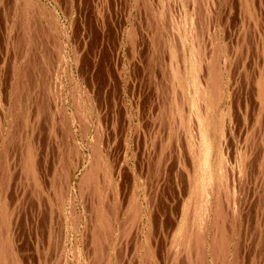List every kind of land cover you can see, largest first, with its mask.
Masks as SVG:
<instances>
[{
    "label": "rangeland",
    "instance_id": "rangeland-1",
    "mask_svg": "<svg viewBox=\"0 0 264 264\" xmlns=\"http://www.w3.org/2000/svg\"><path fill=\"white\" fill-rule=\"evenodd\" d=\"M27 1L0 0V170L5 166L0 171V234L4 233L0 243L9 248L6 254L11 252L7 258L12 260L6 263L5 256L0 264H194V251L176 254L173 241L198 170L192 152L200 142L199 117L194 113H205L201 103L209 106V98L197 104L195 95L212 74V61L220 68V96L207 116L215 120L208 129L210 164L214 169L224 160L218 167H228L221 179L225 189L216 184L220 190L216 201L225 191L230 196L226 214L230 248L226 247L223 263L215 259L207 244L208 229L204 257L208 264L233 263L234 255L238 264H264V0H29L30 5ZM27 4L26 13L22 9ZM192 27L198 38H192ZM173 119L184 122L178 126ZM222 149L233 154L226 157Z\"/></svg>",
    "mask_w": 264,
    "mask_h": 264
},
{
    "label": "bare ground",
    "instance_id": "bare-ground-1",
    "mask_svg": "<svg viewBox=\"0 0 264 264\" xmlns=\"http://www.w3.org/2000/svg\"><path fill=\"white\" fill-rule=\"evenodd\" d=\"M26 1V0H25ZM29 1V0H28ZM27 1V2H28ZM35 1V0H34ZM184 1H186V0H184ZM191 1V0H190ZM23 1H21V3H22ZM30 2V1H29ZM28 2V4L30 5V3ZM170 2V1H169ZM187 2V1H186ZM199 2V1H198ZM209 2V1H208ZM24 3V2H23ZM22 3V4H23ZM32 3H33V1L31 2V6H33L32 5ZM191 3V2H190ZM189 3V4H190ZM18 4V3H17ZM22 4H20L19 3V5H21V7L20 8H22ZM24 4H26V3H24ZM28 4L25 6L24 5V7H25V9L23 8L22 10H24L23 12H28V10H27V8H29V6H28ZM34 4V3H33ZM36 4V3H35ZM4 5V4H3ZM217 5V4H216ZM30 6V7H31ZM148 6V5H147ZM159 6V5H158ZM187 6V5H186ZM19 7V6H18ZM17 7V8H18ZM190 7V6H189ZM197 7V6H196ZM250 7V6H249ZM32 8V7H31ZM47 8V7H46ZM167 8V7H166ZM261 8V7H260ZM38 9H40V8H38ZM30 10H33V8L32 9H30ZM36 10V9H35ZM190 10V9H189ZM196 10V9H195ZM195 10H193L194 11V13H195ZM201 10V9H200ZM212 10V9H211ZM21 11V10H20ZM46 11V10H45ZM45 11H44V13H45ZM192 11V10H191ZM22 12V11H21ZM20 12V13H21ZM32 13H33V11H31ZM30 12V13H31ZM35 12V11H34ZM152 12V11H151ZM165 12V11H164ZM198 12V11H197ZM213 12H214V10H213ZM258 12V11H257ZM17 13V12H16ZM19 13V12H18ZM167 13V12H166ZM181 13V12H180ZM24 15H25V13H23ZM168 14V13H167ZM188 14V13H187ZM212 14V13H211ZM22 15V14H21ZM33 15V14H32ZM51 15V14H50ZM49 15V16H50ZM143 15V14H142ZM155 15V14H154ZM201 15H202V13H201ZM147 16V15H146ZM187 16V15H186ZM25 17V16H24ZM32 17V16H31ZM44 17H46L45 15H44ZM151 17V16H150ZM175 17H177V15H175ZM30 18V17H29ZM36 18V17H35ZM195 18V17H194ZM199 18V17H198ZM165 19V18H164ZM167 19V18H166ZM177 19V18H176ZM200 19V18H199ZM201 19H202V17H201ZM200 19V20H201ZM206 19V18H205ZM17 20V19H16ZM36 20V19H35ZM51 20V19H50ZM152 20V19H151ZM173 19H171V21H172ZM28 20H26V22H27ZM168 21V20H167ZM21 22V21H20ZM26 22H25V24H26ZM36 22H37V20H36ZM152 22H153V20H152ZM193 22H194V20H193ZM210 22V21H209ZM28 23V22H27ZM38 23V22H37ZM39 23H40V21H39ZM44 23V22H43ZM198 23V22H197ZM25 24L23 25V26H25ZM29 24V23H28ZM36 24V23H35ZM168 24H170V23H168ZM55 25V24H54ZM153 25V24H152ZM182 25V24H181ZM193 25V24H192ZM251 25V24H250ZM27 26V25H26ZM39 26V25H38ZM59 26V25H58ZM167 26V25H166ZM178 26H180V25H178ZM202 26V25H201ZM226 26V25H225ZM31 27V26H30ZM37 27V26H36ZM35 27V28H36ZM42 27H43V24H42ZM157 27V26H156ZM156 27H155V29H156ZM173 27V26H172ZM245 27V26H244ZM28 28V27H27ZM32 28V27H31ZM174 28V27H173ZM17 29V28H16ZM45 29V28H44ZM172 29V28H171ZM179 29H181V27L179 28ZM198 29H199V27H198ZM222 29V28H221ZM68 30V29H67ZM152 30V29H151ZM157 30V29H156ZM155 30V31H156ZM38 31V30H37ZM45 31V30H44ZM174 30L172 29V32H173ZM4 32V31H3ZM34 32V31H33ZM62 32V31H61ZM159 32V31H158ZM175 32V31H174ZM181 32V31H180ZM200 32V31H199ZM32 33V32H31ZM47 33H48V31H47ZM182 33V32H181ZM42 34V33H41ZM176 34V33H175ZM175 34H173V36H174V38H175ZM190 34L192 35V38H198V32H197V30H195L194 29V27H192L191 28V30H190ZM44 35V34H43ZM161 35V34H160ZM21 36V35H20ZM55 36V35H54ZM58 36V35H57ZM169 36H170V33H169ZM203 36H205V35H203ZM212 36V35H211ZM155 37V36H154ZM161 37V36H160ZM177 37V36H176ZM191 37V36H190ZM218 37V36H217ZM29 38V37H28ZM56 38V37H55ZM171 38V37H170ZM189 38V37H188ZM207 38V37H206ZM27 39V38H26ZM203 39V38H202ZM17 40V39H16ZM154 40H155V38H154ZM161 40V39H160ZM178 40V39H177ZM176 40V45L178 46V44L179 43H177V42H179V41H177ZM207 40V39H206ZM216 40V39H215ZM233 40V39H232ZM253 40V39H252ZM21 41V40H20ZM199 41H200V39H199ZM214 41V40H213ZM217 41V40H216ZM221 41V40H220ZM19 42V41H18ZM29 42V41H28ZM43 42V41H42ZM63 42V41H62ZM130 42H131V40H130ZM165 42V41H164ZM205 42V41H204ZM206 42H208V41H206ZM218 42V41H217ZM166 43H168V42H166ZM166 43H165V45H166ZM175 43V42H174ZM30 44V43H29ZM57 44V43H56ZM159 44V43H158ZM202 44V43H201ZM13 45V44H12ZM175 45V46H176ZM9 46V45H8ZM206 46V45H205ZM22 47H24V45L22 46ZM27 47V46H26ZM52 47H53V45H52ZM167 47V46H166ZM210 47V46H209ZM209 47H208V49H209ZM219 47V46H218ZM50 48V47H49ZM54 48V47H53ZM177 48V47H176ZM180 48V47H179ZM204 48H206V47H204ZM242 48V47H241ZM240 48V49H241ZM164 49V48H163ZM207 49V48H206ZM215 49V48H214ZM228 49V48H227ZM226 49V50H227ZM31 51V50H30ZM180 51V50H179ZM178 51V53L180 54V52ZM206 52H207V50H205ZM214 50H212V52H213ZM35 52V51H34ZM200 52V51H199ZM209 52V51H208ZM217 52V51H216ZM230 52V51H229ZM238 52H239V50H238ZM18 53V52H17ZM55 53V52H54ZM53 53V54H54ZM232 53H233V51H232ZM232 53H231V55H232ZM12 54V53H11ZM206 54L207 53H205V56H206ZM228 54V53H227ZM238 54V53H237ZM196 55V54H195ZM223 55V54H222ZM238 55H240V53L238 54ZM23 56H25V55H23ZM29 56V55H28ZM49 56H50V54H49ZM178 56H180V55H178ZM177 56V58H179ZM215 56V55H214ZM217 56V55H216ZM218 56H219V54H218ZM217 56V57H218ZM236 56V55H235ZM242 56V55H241ZM181 57V56H180ZM212 57V56H211ZM231 57V56H230ZM251 57V56H250ZM153 58V57H152ZM202 58V57H201ZM222 58V57H221ZM37 59V58H36ZM213 58H211V60H212ZM223 59V58H222ZM224 59H225V57H224ZM224 59H223V61H224ZM234 59V58H233ZM248 59V58H247ZM202 60V59H201ZM236 60V59H235ZM181 61V60H180ZM189 61V60H188ZM217 61V60H216ZM219 61V60H218ZM227 61V60H226ZM55 62V61H54ZM66 62V61H65ZM178 62V61H177ZM30 63V62H29ZM158 63V62H157ZM203 63V62H202ZM212 63H213V61H212ZM211 63V66H209V67H211V71L210 72H212V74H210L209 76H208V80H206V79H204V81H202L201 82V84H203V86L202 87H200V91H199V89L197 90L198 92H197V94L195 95L196 96V99H197V101H195V102H197V104H198V102H205L206 101V99H208L207 100V103L209 104V106H206V105H204V104H202L201 103V108L200 109H203V111L205 112L203 115H198L197 113L195 114L194 113V115L195 116H197V117H199V121L201 122V124H202V128L200 127V123H199V121H198V125H199V128H198V132H199V145H198V147L195 149V148H193L192 147V152H193V154L197 157L196 159V163H197V167H198V170L196 171V174H195V177H194V181H193V185H192V192H191V194H189V198L187 199V201H188V203H187V206H186V208H185V210H184V217L182 218V222H181V225L179 226V229H178V231H177V235H176V237H174V241H173V243H174V245H175V248H176V251H175V253L177 254L178 252L177 251H182L183 252V250L184 251H186V253L187 252H189V254L190 253H192L193 251H194V264H196L195 262L196 261H198V263L201 261V260H204V262H206V263H204V264H208L207 263V260H206V255L207 254H205V241H208V229H210V231H211V234L209 235V236H211V241H210V239H209V241H210V243L208 242H206L207 244H210L209 246H210V248H211V251H212V253H211V251H210V256L212 257V255H214L213 257H215V259H218V261L220 260V262H224V259L225 258H228L227 256H226V252L228 251V249L230 248H228L227 246H226V243H228L227 242V238H228V227H229V225H228V227L226 226L228 223H227V221H228V219H227V201L229 200L230 201V198L228 199L227 197H230V196H227L228 194H225V192H224V195H223V197H222V199H220L219 198V200L218 201H216L217 200V196H218V194H217V190H218V192H220V190L219 189H217V187L218 188H224L225 189V183H223V181H224V179H223V177H225V175H224V170L226 171H228V169H226V168H228V167H225V165H223V164H221L220 165V167H218L219 166V164L220 163H222V162H224V160L222 161V162H218L217 163V165L215 166V168L213 169L212 167H211V164H210V156H211V147H212V145H211V143H210V135L208 134V129L211 127V125H210V123H213V125L215 124V120H212L211 119V121H210V118H207V116L210 114V111H211V113L213 112V106H214V104H216V101H215V99H216V97L217 96H220V95H218L219 94V92H218V90H219V87H218V85H219V82H218V80H219V75H218V71H219V69H218V67H217V65H216V63H213L212 64ZM260 63V62H259ZM33 64V63H32ZM37 64V63H36ZM172 64H174L173 63V61H172ZM228 64V63H227ZM236 64V63H235ZM31 65V64H30ZM34 65V64H33ZM181 65V64H180ZM180 65H178V67L180 66ZM260 65V64H259ZM32 66V65H31ZM70 66V65H69ZM172 66H174V65H172ZM203 67V66H202ZM226 67V66H225ZM249 67V66H248ZM259 67V66H258ZM25 68V67H24ZM34 68V67H33ZM62 69V68H61ZM243 69V68H242ZM157 70V69H156ZM181 70V69H180ZM204 70H205V67H204ZM221 70H222V68H221ZM232 70V69H231ZM25 71H26V69H25ZM38 71V70H37ZM58 71V70H57ZM201 71V70H200ZM245 71V70H244ZM165 72V71H164ZM181 72V71H180ZM205 72V71H204ZM232 72V71H231ZM261 72H263V71H261ZM260 72V73H261ZM22 73V72H21ZM60 73V72H59ZM182 73V72H181ZM180 73V74H181ZM245 73V72H244ZM204 74V73H203ZM202 74V75H203ZM16 75V74H15ZM32 75V74H31ZM167 75V74H166ZM165 75V78L167 77ZM207 75V74H206ZM261 75H262V73H261ZM19 76H21V75H19ZM40 76V75H39ZM204 76V75H203ZM186 77V76H185ZM224 77V76H223ZM261 77V76H260ZM9 78V77H8ZM19 78H21V77H19ZM15 79V78H14ZM42 79V78H41ZM44 79V78H43ZM171 79V78H170ZM203 79V78H202ZM232 79V78H231ZM254 78H252V80H253ZM28 80V79H27ZM14 81V80H13ZM162 81V80H161ZM182 81V80H181ZM20 82V81H19ZM153 82V81H152ZM171 83H173V81L171 82ZM171 83H170V85H171ZM12 84V83H11ZM44 84V83H43ZM57 84V83H56ZM162 84V83H161ZM164 84V83H163ZM162 84V85H163ZM222 84V83H221ZM166 85V84H165ZM173 85H175V84H173ZM179 85V84H178ZM228 85V84H227ZM185 86V85H184ZM15 87H17V85L15 86ZM164 87V86H163ZM175 87V89H176V86H174ZM13 88V87H12ZM11 88V89H12ZM19 88V87H18ZM181 87H179V89H180ZM234 88V87H233ZM262 88L264 89V84H262ZM2 89V88H1ZM166 90V89H165ZM140 91V90H139ZM178 91V87H177V89H176V92ZM223 91V90H222ZM222 91H220V93L222 92ZM233 91V90H232ZM235 91V90H234ZM19 92V91H18ZM39 92V91H38ZM149 92V91H148ZM175 92V91H174ZM183 92V91H182ZM14 93H15V91H14ZM196 93V92H195ZM233 93V92H232ZM235 94H236V92H234ZM178 94V93H177ZM176 93L174 94L175 96L177 95ZM180 94V93H179ZM14 95V94H13ZM12 95V96H13ZM82 95V94H81ZM184 95V94H183ZM9 96V95H8ZM17 96V95H16ZM80 96V95H79ZM153 96V95H152ZM181 96V95H180ZM223 96V95H222ZM235 96V95H234ZM178 97V96H177ZM192 97V96H191ZM21 98H22V96H21ZM172 98V96L170 97V99ZM176 98V97H175ZM222 98V97H221ZM237 98V97H236ZM75 99V98H74ZM177 99H179V97L178 98H176V99H174L175 101H177ZM182 99V98H181ZM33 100V99H32ZM39 100H40V98H39ZM79 100V99H78ZM222 100V99H221ZM220 100V101H221ZM225 100V99H224ZM224 100H223V102H224ZM236 100V99H235ZM179 101V100H178ZM183 104H184V96H183ZM16 102H17V100H16ZM15 102V103H16ZM30 102V101H29ZM142 102V101H141ZM161 102V101H160ZM227 102V101H226ZM236 102V101H235ZM251 102V101H250ZM11 103H12V101H11ZM15 103H13V104H15ZM21 103V102H20ZM42 103H43V101H42ZM148 103V102H147ZM154 103V102H153ZM180 103H182L181 102V100H180ZM213 103V104H212ZM6 104V103H5ZM4 104V105H5ZM53 104V103H52ZM80 104V103H79ZM82 104V103H81ZM173 104V103H172ZM171 104V106H173ZM16 105V104H15ZM156 105V104H155ZM185 105V104H184ZM211 105V106H210ZM213 105V106H212ZM7 106H9V105H7ZM50 106V105H49ZM63 106V105H62ZM164 106V105H163ZM170 106V105H169ZM195 106V105H194ZM219 106V105H218ZM224 106V105H223ZM227 106V105H226ZM231 106V105H230ZM10 107V106H9ZM26 107V106H25ZM61 107V106H60ZM181 107V106H180ZM255 107V106H254ZM15 108V107H14ZM13 108V109H14ZM18 108V107H17ZM78 108V107H77ZM83 108V107H82ZM163 108V107H162ZM184 108V107H183ZM205 108H208V110L206 111V109ZM224 108V107H223ZM11 109V108H10ZM10 109H8V110H10ZM13 109H11L10 111H12ZM116 109V108H115ZM161 109V108H160ZM174 109V108H173ZM191 109H192V107H191ZM198 109V108H197ZM19 110V109H18ZM180 110V109H179ZM185 110V109H184ZM227 110V107H225V111ZM22 111V110H21ZM76 111V110H75ZM85 111V110H84ZM83 111V112H84ZM183 111V110H182ZM186 111V110H185ZM193 111V110H192ZM202 111V112H203ZM220 111V110H219ZM231 111V110H230ZM230 111L228 112V113H230ZM13 112L14 111H12L11 113L13 114ZM17 112V111H16ZM41 112H43V111H41ZM63 112V111H62ZM61 112V113H62ZM168 112V111H167ZM173 112V111H172ZM176 112V111H175ZM22 113V112H21ZM45 113H47V111L45 112ZM49 113V112H48ZM59 113V112H58ZM64 113V112H63ZM62 113V114H63ZM233 113V112H232ZM237 113V112H236ZM40 114V113H39ZM139 114V113H138ZM173 114V113H172ZM177 114V113H176ZM184 114H187V113H185L184 112ZM217 114V113H216ZM251 114V113H250ZM11 115V114H10ZM15 115H17V114H15ZM68 115V114H67ZM168 115V114H167ZM189 115V114H188ZM231 115H233V114H231ZM235 115V114H234ZM237 115V114H236ZM235 115V116H236ZM150 116V115H149ZM176 116V115H175ZM178 116V115H177ZM184 117H185V115H183ZM182 116V117H183ZM221 116V115H220ZM222 116H223V114H222ZM224 116H225V114H224ZM235 116H233V117H235ZM262 116V115H261ZM264 116V115H263ZM18 117V116H17ZM53 117H55L54 115H53ZM173 117H174V114H173ZM183 117V119H185ZM232 117V118H233ZM42 118V117H41ZM62 118V117H61ZM156 118V117H155ZM175 118V117H174ZM181 118V117H180ZM222 118V117H221ZM231 118V117H230ZM237 118V117H236ZM13 119V118H12ZM22 119V118H21ZM72 119V118H71ZM179 119V118H178ZM178 119H173L174 121H172L173 123L174 122H176L177 121V123H178V126H180L179 124H181V122L182 121H180V123L178 122ZM220 119V118H219ZM226 119V118H225ZM263 119V118H262ZM20 120V119H19ZM165 120V119H164ZM254 120V119H253ZM260 120V119H259ZM68 121V120H67ZM89 121V120H88ZM99 121V120H98ZM220 121H221V119H220ZM219 121V122H220ZM263 121H264V119H263ZM65 122V121H64ZM76 122V121H75ZM171 122V121H170ZM183 122H184V120H183ZM182 122V123H183ZM194 122V124L193 125H196V123H195V121H193ZM259 122H262V121H259ZM54 123V122H53ZM69 123V122H68ZM83 123H85V122H83ZM192 123V122H191ZM190 123V124H191ZM218 123V122H217ZM225 123V122H224ZM231 123H232V121H231ZM252 123V122H251ZM263 124L262 125H264V122H262ZM72 124V123H71ZM80 124V123H79ZM86 124V123H85ZM160 124V123H159ZM175 124V123H174ZM241 124V123H240ZM253 124V123H252ZM259 124H261V123H258V125ZM66 125V124H65ZM82 125V124H81ZM144 125V124H143ZM171 125H172V123H171ZM177 125V124H176ZM184 125V124H183ZM254 125V124H253ZM257 125V124H256ZM261 125V127H263ZM55 126V125H54ZM147 126V125H146ZM217 126V125H216ZM220 126V125H219ZM231 126V125H230ZM38 127V126H37ZM175 127L176 126H173V129H175ZM184 127H185V125H184ZM225 127V126H224ZM237 127V126H236ZM205 128V129H204ZM226 128V127H225ZM224 128V129H225ZM257 128H258V126H257ZM264 128V127H263ZM1 129V128H0ZM12 129V128H11ZM161 129V128H160ZM179 129V128H178ZM186 129V128H185ZM189 129H190V126H189ZM192 130L193 129H195L194 127H192L191 128ZM218 129H220V127L218 128ZM255 129H256V127H255ZM255 129L254 130H252L254 133H256L255 132ZM261 129V128H260ZM171 130V129H170ZM180 130V129H179ZM181 130H184V129H181ZM196 130V129H195ZM202 130L203 131H205L203 134H202ZM227 130V129H226ZM250 130V131H251ZM263 130V129H262ZM186 131V130H185ZM225 131V130H224ZM264 131V130H263ZM179 131H177V133H178ZM191 132V131H190ZM195 132H197V131H195ZM223 132V131H222ZM222 132H220V133H222ZM2 133V132H1ZM217 133H218V131H217ZM252 133V132H251ZM251 133H250V135H251ZM10 134H11V132H10ZM35 134V133H34ZM97 134V133H96ZM194 134H196V133H194ZM193 134V131H192V136H194L195 137V135ZM225 135H226V133H224ZM33 135V134H32ZM183 135V134H182ZM189 135V134H188ZM263 135V134H262ZM10 136V135H9ZM23 136V135H22ZM94 136V135H93ZM96 136V135H95ZM180 136V135H179ZM197 136V135H196ZM223 136V135H222ZM227 137H228V135H226ZM240 136V135H239ZM8 137V136H7ZM181 137H183V136H181ZM218 137V136H217ZM221 137V136H220ZM248 137V136H247ZM247 137H246V140L248 141V139H247ZM3 138V137H2ZM96 138V139H95ZM94 139L95 140H98V142H99V139H97V136L95 137ZM129 138V137H128ZM133 138V137H132ZM171 138V137H170ZM224 138H225V136H224ZM229 138V137H228ZM244 138V137H243ZM249 138V137H248ZM7 139V138H6ZM14 139V138H13ZM206 139H208V141H206ZM222 139V138H221ZM221 139H220V141H221ZM227 139V138H226ZM230 139H232V138H230ZM229 139V141H230V144H229V142H226L227 144H229L230 145V147H232V145L231 144H233V142L231 143V140ZM250 139H252V138H250ZM156 140V139H155ZM193 140H195V139H193ZM102 141V140H101ZM183 141H184V139H183ZM246 141V142H247ZM98 142H96V143H98ZM179 142H180V140H179ZM182 142V141H181ZM180 142V143H181ZM192 142V141H191ZM195 142V141H194ZM5 143V142H4ZM33 143V142H32ZM223 143V142H222ZM10 144V143H9ZM183 144H184V142H183ZM194 144V143H193ZM227 144H226V146H227ZM249 144H251V142L249 143ZM12 145V144H11ZM103 145V144H102ZM180 145V144H179ZM228 145V146H229ZM6 146V145H5ZM21 146V145H20ZM25 146V145H24ZM29 146V145H28ZM28 146H27V148H28ZM30 146H32V145H30ZM181 146V145H180ZM184 147H185V145H183ZM226 146H224L225 148H226ZM248 146V145H247ZM1 147V146H0ZM10 147V146H9ZM23 147V146H22ZM138 147V146H137ZM153 147V146H152ZM24 148V147H23ZM32 148V147H31ZM218 148V147H217ZM222 148H223V146H222ZM247 148V147H246ZM2 149H3V147H2ZM141 149V148H140ZM257 149V148H256ZM28 150V149H27ZM42 150V149H41ZM75 150V149H74ZM184 150V149H183ZM223 150V149H222ZM231 150V149H230ZM230 150H227V155H229V156H231L230 154H233V152L232 153H228V151H230ZM4 151V150H3ZM2 151V152H3ZM93 151V150H92ZM94 151H96V150H94ZM138 151V150H137ZM225 150H223V152H224ZM232 151V150H231ZM230 151V152H231ZM79 152V151H78ZM77 152V153H78ZM218 152V151H217ZM96 153V152H95ZM94 153V154H95ZM174 153V152H173ZM187 153V152H186ZM214 153V152H213ZM221 153H222V151H221ZM225 153V152H224ZM256 153V152H255ZM262 153H263V150H262ZM21 154V153H20ZM71 155V154H70ZM150 155V154H149ZM157 155V154H156ZM227 155H226V153H225V155L224 156H226L227 157ZM66 156V155H65ZM77 156V155H76ZM91 157H90V159L92 158V155H90ZM95 156V155H94ZM93 156V157H94ZM186 156H187V154H186ZM218 156V155H217ZM221 156H223V153L221 154ZM220 156V157H221ZM24 157V156H23ZM170 157V156H169ZM225 157V158H226ZM66 158V157H65ZM70 158H72V157H70ZM152 158V157H151ZM185 158V157H184ZM187 158V157H186ZM188 158H189V156H188ZM222 158H224V157H222ZM230 158V157H229ZM19 159H21V158H19ZM98 159V158H97ZM227 159V158H226ZM230 159H232V158H230ZM229 159V160H230ZM67 160H69L68 158H67ZM75 160V159H74ZM93 160V159H92ZM249 160V159H248ZM257 160H259V159H257ZM13 161V160H12ZM16 161V160H15ZM27 161H28V159H27ZM66 161V160H65ZM148 161V160H147ZM185 161V160H184ZM189 161V160H188ZM228 161V160H227ZM231 161V160H230ZM250 161V160H249ZM254 161V160H253ZM35 162H36V159H35ZM62 162H64V161H62ZM91 162H93V161H91ZM99 162H101V161H99ZM248 162V161H247ZM264 162V161H263ZM29 163V162H28ZM27 163V164H28ZM71 163V162H70ZM188 164H189V162H187ZM225 163V162H224ZM231 163V162H230ZM230 163H227V165L229 164V166H230ZM252 163V162H251ZM250 162H249V164H251ZM259 163V162H258ZM2 164V163H1ZM26 164V163H25ZM60 164H62V163H60ZM93 164V163H92ZM95 164H96V161H95ZM101 164V163H100ZM233 164V163H232ZM235 164V163H234ZM255 164H256V162H255ZM77 165V164H76ZM89 165V164H88ZM87 165V166H88ZM171 165V164H170ZM186 165V164H185ZM245 165H246V161H245ZM18 166V165H17ZM20 166V165H19ZM26 166V165H25ZM37 166V165H36ZM63 166V165H62ZM97 166H98V163H97ZM102 166H103V164H102ZM174 166V165H173ZM190 166H191V164H189V169H190ZM234 168H235V166L234 165H232ZM5 167V166H4ZM4 167H3V165H2V168L4 169ZM163 167V166H162ZM187 167H185V168H187ZM261 167V166H260ZM0 168H1V165H0ZM67 168V167H66ZM87 168V167H86ZM99 168V167H98ZM148 168V167H147ZM151 168H153V167H151ZM220 168V169H219ZM234 168H233V171H234ZM247 168H248V166H247ZM250 168H252V167H250ZM3 169H1V170H3ZM6 169V168H5ZM14 169V168H13ZM26 169V168H25ZM37 169V168H36ZM102 169V168H101ZM100 169V170H101ZM230 169V168H229ZM262 169V168H261ZM260 169V170H261ZM0 170V171H1ZM67 170V169H66ZM89 170V169H88ZM113 170V169H112ZM125 170V169H124ZM236 170V169H235ZM240 170H243V169H240ZM256 170V169H255ZM263 170H264V168H263ZM6 171V170H5ZM27 171V170H26ZM30 171V170H29ZM37 171V170H36ZM64 171V170H63ZM96 171V170H95ZM99 171V170H98ZM102 171H103V169H102ZM101 171V172H102ZM151 170H149V172H150ZM189 171V170H188ZM230 171V170H229ZM262 171V170H261ZM68 172V171H67ZM162 172V171H161ZM231 172V171H230ZM235 172V171H234ZM242 172V171H241ZM24 173V172H23ZM27 173V172H26ZM102 173H104V172H102ZM128 173V172H127ZM155 173V172H154ZM229 172H227V174H228ZM257 173H259V172H257ZM28 174H31V173H28ZM98 174H100V172H98ZM151 174V173H150ZM190 174H191V172H190ZM230 174V173H229ZM236 174V173H235ZM241 175L240 176H242V173H240ZM248 174H249V172H248ZM260 174V173H259ZM93 175V174H92ZM91 175V176H92ZM233 175V174H232ZM247 175V174H246ZM254 175V174H253ZM258 175V174H257ZM29 176V175H28ZM28 176H27V178H28ZM56 176V175H55ZM86 176V175H85ZM90 175H89V171H88V177H89ZM94 176V175H93ZM230 175H227V177H229ZM234 177H235V175H233ZM238 176V175H237ZM243 176H244V174H243ZM242 176V177H243ZM262 176V175H261ZM30 177H31V175H30ZM29 177V178H30ZM83 177V176H82ZM99 177V176H98ZM155 177V176H154ZM214 177L216 178L215 180H214ZM239 177V176H238ZM245 177V176H244ZM36 178V177H35ZM58 178V177H57ZM257 178V177H256ZM260 178V177H259ZM88 179H90V177L88 178ZM173 179V178H172ZM221 179H223V181H221ZM242 179V178H241ZM244 179V178H243ZM242 179V180H243ZM56 180V179H55ZM91 180V179H90ZM101 180V179H100ZM157 180V179H156ZM168 180V179H167ZM184 180H186V178L184 179ZM233 180V179H232ZM239 180H240V178H239ZM258 180V179H257ZM260 180V179H259ZM258 180V181H259ZM29 181V180H28ZM64 181V180H63ZM73 181V180H72ZM230 181H231V179H230ZM236 181H237V179H236ZM251 181V180H250ZM58 182V181H57ZM89 182H92V181H89ZM101 182V181H100ZM106 182H108V180L106 181ZM181 182V181H180ZM227 182H228V178H227ZM233 182H235V181H233ZM261 182V181H260ZM264 182V181H263ZM1 183H2V181H1ZM18 183V182H17ZM16 183V184H17ZM85 183V182H84ZM103 183V182H102ZM124 183V182H123ZM122 183V184H123ZM169 183V182H168ZM240 183L242 184V182L240 181ZM57 184V183H56ZM63 184V183H62ZM78 184V183H77ZM80 184H81V182H80ZM91 184V185H90ZM89 185H90V187L91 186H93L92 184L93 183H90ZM106 184V183H105ZM161 184V183H160ZM183 184V183H182ZM186 184V183H185ZM216 184L218 185L217 187H216ZM229 184H230V182H229ZM13 185V184H12ZM21 185V184H20ZM47 185V184H46ZM65 185V184H64ZM187 185V184H186ZM215 185V189L214 190H216V194L217 195H215V193L213 192L214 190H212V187ZM236 185V184H235ZM237 185H239V183L237 184ZM261 185H263V183L261 184ZM87 186V185H86ZM105 186V185H104ZM109 186V185H108ZM110 186H111V184H110ZM231 186V185H230ZM229 185H228V187H230ZM264 186V185H263ZM57 187V186H56ZM69 187V186H68ZM82 187V186H81ZM81 187H79V188H77L78 190L79 189H81ZM102 187V186H101ZM238 187V186H237ZM35 188V187H34ZM89 188V187H88ZM93 188V187H92ZM92 188H90V190H89V192L91 191V189ZM158 188V187H157ZM185 188V187H184ZM187 188V187H186ZM227 188V187H226ZM1 189H2V187H1ZM73 189V188H72ZM85 189V188H84ZM84 189H82V190H84ZM102 189H105V187L104 188H102ZM154 189V188H153ZM237 189V188H236ZM63 190H64V188H63ZM81 190V191H82ZM93 190H94V188H93ZM187 190V189H186ZM227 190V189H226ZM228 190H230V189H228ZM235 190V189H234ZM234 190H233V192H234ZM58 191V190H57ZM73 191V190H72ZM104 191V190H103ZM108 191H109V189H108ZM185 191V190H184ZM223 190H221V192H222ZM3 192V191H2ZM2 192H1V195H2ZM64 192V191H63ZM66 192V191H65ZM121 192V191H120ZM154 192V191H153ZM190 192V191H189ZM229 192V191H228ZM263 192H264V188H263ZM81 193V192H80ZM103 193V192H102ZM223 193V192H222ZM239 193V192H238ZM6 194H9V193H6ZM59 194V193H58ZM86 194H87V192H86ZM109 194V193H108ZM230 194H231V192H230ZM257 194V193H256ZM0 195V196H1ZM105 195V194H104ZM107 195V194H106ZM106 195H105V197H106ZM264 195V194H263ZM85 196V195H84ZM88 196H90V195H88ZM174 196V195H173ZM221 196V195H220ZM219 196V197H220ZM259 196V195H258ZM99 197V196H98ZM233 197V196H232ZM11 198V197H10ZM72 198V197H71ZM177 198V197H176ZM58 199H59V197H58ZM88 199V198H87ZM104 199V198H103ZM228 199V200H227ZM263 199V198H262ZM42 200V199H41ZM110 200V199H109ZM235 200V199H234ZM95 201V200H94ZM106 201V198L104 199V202ZM138 201V200H137ZM147 201V200H146ZM166 201V200H165ZM224 201H226V204H225V202ZM240 201V200H239ZM262 201V200H261ZM7 202V201H6ZM19 202V201H18ZM103 202V203H104ZM150 202V201H149ZM148 202V203H149ZM236 202V201H235ZM241 202V201H240ZM2 204H4V207L6 208V205H5V203L4 202H1ZM105 203H107V202H105ZM104 203V204H105ZM135 203V202H134ZM261 203V202H260ZM11 204V203H10ZM92 204V203H91ZM131 204V203H130ZM137 204V203H136ZM19 205V204H18ZM108 205V204H107ZM118 205V204H117ZM132 205V204H131ZM237 205V204H236ZM105 206H106V204H105ZM109 206V205H108ZM149 206V205H148ZM16 207V206H15ZM120 207H121V205H120ZM131 207V206H130ZM129 207V208H130ZM135 207V206H134ZM157 207V206H156ZM235 208H236V206H234ZM262 207V206H261ZM8 208V207H7ZM7 208H6V210H7ZM92 208H93V205H92ZM136 208H137V206H136ZM140 208V207H139ZM147 208V207H146ZM230 208V207H229ZM235 208H233L234 210H235ZM85 209V208H84ZM233 209H231V213L234 215L235 214V212L233 211ZM238 209V208H237ZM237 209H236V211H237ZM88 210V209H87ZM152 210V209H151ZM228 210H230V209H228ZM0 214L1 213H3L2 212V206H0ZM68 211V210H67ZM71 211V210H70ZM69 211V212H70ZM92 211V210H91ZM110 211H112V210H110ZM119 211V210H118ZM128 211V210H127ZM132 211V210H131ZM134 212H135V210H133ZM90 212V211H89ZM108 212V211H107ZM117 212V211H116ZM130 212V211H129ZM142 212V211H141ZM229 212V213H230ZM234 212V213H233ZM245 212V211H244ZM259 212V211H258ZM6 213H8V212H6ZM92 213H93V211H92ZM138 213V212H137ZM147 213V212H146ZM151 213V212H150ZM117 214V213H116ZM119 214V213H118ZM127 214H129V213H127ZM131 214V213H130ZM129 214V215H130ZM135 214V213H134ZM134 214H132V215H134ZM155 214V213H154ZM182 214V213H181ZM100 215V214H99ZM103 215H104V213H103ZM129 215L127 216V217H129ZM3 216V215H2ZM1 216V217H2ZM91 216V215H90ZM135 216H137V217H139L138 216V214L136 215L135 214ZM183 216V215H182ZM235 216V215H234ZM233 216V217H234ZM243 216V215H242ZM11 217V216H10ZM13 217V216H12ZM72 217V216H71ZM74 217V216H73ZM92 217H93V215H92ZM229 217H230V215H229ZM262 217H264V216H262ZM3 218V217H2ZM1 218V219H2ZM107 218L109 219V216L107 215ZM151 218H153L152 216H151ZM150 218V219H151ZM234 218H237V217H234ZM116 219V218H115ZM126 219V218H125ZM124 219V220H125ZM231 219V221H232V217L230 218ZM60 220V219H59ZM87 220V219H86ZM92 220V219H91ZM112 220V219H111ZM152 220V219H151ZM150 220V221H151ZM155 220V219H154ZM237 220V219H236ZM264 220V219H263ZM167 221V220H166ZM231 221H230V224H231ZM20 222V221H19ZM61 222V221H60ZM79 222V221H78ZM88 222V221H87ZM112 222H114L113 220H112ZM122 222V221H121ZM157 222V221H156ZM233 222V221H232ZM90 223V222H89ZM91 223H92V221H91ZM105 223V222H104ZM227 223V224H226ZM235 223V222H234ZM263 223V222H262ZM76 224V223H75ZM103 224V223H102ZM120 224V223H119ZM128 224V223H127ZM156 224V223H155ZM159 224V223H158ZM180 224V223H179ZM254 224V223H253ZM0 225H1V223H0ZM72 225V224H71ZM105 225V224H104ZM122 225V224H121ZM145 225V224H144ZM231 225H233V223L231 224ZM2 226V225H1ZM62 226V225H61ZM70 226V225H69ZM93 226H94V223H93ZM126 227H128V226H126ZM227 227V228H226ZM233 227V226H232ZM235 227V226H234ZM255 227H256V225H255ZM3 228H6L5 227V224H4V227ZM3 228H1V229H3ZM84 228H86V226L84 227ZM97 229H95V230H98V228L99 227H96ZM121 229V228H120ZM230 229H232V230H230ZM233 229L234 228H229V235H230V233H231V237H232V231H233ZM238 229V228H237ZM9 230V229H8ZM89 230H90V228H89ZM94 230V231H95ZM100 231L99 232H101V233H103L102 231H101V229H99ZM103 230V229H102ZM107 230V229H106ZM112 230V229H111ZM2 231V230H1ZM3 231L5 232L6 230H4L3 229ZM108 231V230H107ZM139 231V230H138ZM157 231V230H156ZM89 232V231H88ZM93 232V231H92ZM98 232V231H97ZM99 232H98V234H99ZM147 232V231H146ZM151 232H153V231H151ZM234 232V231H233ZM240 232V231H239ZM242 232V231H241ZM9 233V232H8ZM95 233V232H94ZM101 233H100V236H102L101 238L103 239V241L102 242H104L105 240H104V237H103V235H101ZM105 233V232H104ZM109 233V232H108ZM112 233V232H111ZM125 233V232H124ZM238 233V232H237ZM264 233V232H263ZM83 234V233H82ZM170 234V233H169ZM0 235H3L4 236V233L3 234H0ZM80 235V234H79ZM124 235V234H123ZM241 235V234H240ZM3 236H0V237H3ZM53 236V235H52ZM93 236H96L95 234L93 235ZM120 236V235H119ZM236 236V235H235ZM85 237V236H84ZM106 237H107V234H106ZM142 237V236H141ZM256 237V236H255ZM6 238V237H5ZM15 238V237H14ZM100 238V237H99ZM98 238V239H99ZM110 238V237H109ZM151 238V237H150ZM262 238V237H261ZM1 239V238H0ZM70 239V238H69ZM93 239H94V237H93ZM97 239V238H96ZM101 239V240H102ZM152 239V238H151ZM264 239V238H263ZM88 240V239H87ZM112 240V239H111ZM242 240V239H241ZM259 240V239H258ZM5 241V240H4ZM72 242V241H71ZM93 242V241H92ZM144 242V241H143ZM252 242V241H251ZM96 243V242H95ZM236 243V242H235ZM234 243V244H235ZM5 244H6V242H5ZM4 244V245H5ZM263 244V243H262ZM7 245V244H6ZM228 245H229V243H228ZM8 246V245H7ZM18 246V245H17ZM63 246V245H62ZM91 246V245H90ZM105 246V245H104ZM104 246H103V248H104ZM237 246V245H236ZM4 246H2L1 245V243H0V259H3L5 256H6V263H7V260H8V258H9V255H11V252H9L10 254H6V252H7V250L9 249V248H7V250L6 249H4L3 248ZM97 244L96 245H94V249L96 248L97 249ZM151 247V246H150ZM170 247V246H169ZM173 247V246H172ZM228 249H227V248ZM250 247H252V246H250ZM24 248V247H23ZM84 248V247H83ZM102 248V249H103ZM108 248V247H107ZM142 248H146V247H142ZM208 249V248H207ZM226 249H227V251H226ZM236 249H237V247H236ZM26 250V249H25ZM71 250V249H70ZM103 250H105V248L103 249ZM102 250V252H104ZM119 250V249H118ZM145 250V249H144ZM173 250V249H172ZM172 250H171V252H172ZM233 250L234 249H232V251L231 252H233ZM250 250H252V248L250 249ZM9 251V250H8ZM11 251V250H10ZM64 251V250H63ZM209 251V250H208ZM235 251H237V250H235ZM240 251V250H239ZM246 251V250H245ZM72 252H73V250H72ZM96 252V251H95ZM144 252V254H147L146 256H148V253H145V252H147L146 250L145 251H143ZM164 252V251H163ZM167 252V251H166ZM169 252V251H168ZM181 252V253H182ZM238 252V251H237ZM256 252V251H255ZM65 253V252H64ZM63 253V254H64ZM85 253V252H84ZM97 253V252H96ZM96 253H95V255H96ZM119 253H120V251H119ZM173 253V252H172ZM184 254H185V252H183ZM239 253V252H238ZM133 254V253H132ZM170 254V253H169ZM174 254V253H173ZM179 254V253H178ZM212 254V255H211ZM235 254V253H234ZM13 255V254H12ZM29 255V254H28ZM95 255H93V256H95ZM139 255H141V254H139ZM156 255H157V253H156ZM204 255H205V257H204ZM233 255V254H232ZM7 256H8V258H7ZM62 256V255H61ZM86 256V255H85ZM145 256V255H144ZM145 256V258H147ZM175 256V255H174ZM188 256V255H187ZM187 256H186V258H187ZM235 256V258L236 259H238V257L236 256V255H234ZM233 256V257H234ZM14 256H12V258H13ZM17 257V256H16ZM35 257V256H34ZM58 257V256H57ZM81 257V256H80ZM99 256H97V258H98ZM104 257V256H103ZM107 257V256H106ZM122 257V256H121ZM180 257V255L178 256V258ZM211 258L210 259V261L213 259V262H214V258ZM230 257V256H229ZM66 258H68V256L66 257ZM86 258V257H85ZM120 258V257H119ZM134 258V257H133ZM139 258V257H138ZM182 258V257H181ZM190 258V257H189ZM232 258V257H231ZM10 259V258H9ZM42 259V258H41ZM60 259V258H59ZM82 259V258H81ZM135 259V258H134ZM133 259V260H134ZM140 259V258H139ZM167 259V258H166ZM174 260H175V262H176V260L177 259H175V257L173 258ZM191 259H192V256H191ZM208 259V258H207ZM236 259H232L234 262H236L237 263V261H235ZM16 260H17V258H16ZM94 260V259H93ZM103 260V259H102ZM113 260V259H112ZM117 260V259H116ZM123 260H124V258H123ZM145 260V259H144ZM147 260V259H146ZM182 260H186L185 258L184 259H182ZM181 260V261H182ZM231 260V259H230ZM2 261V260H1ZM12 261V260H11ZM11 261H9L8 260V262H11ZM135 261V260H134ZM133 261V262H134ZM189 261V260H188ZM193 261V260H192ZM191 261V262H192ZM209 261V260H208ZM232 261V262H233ZM246 261H248V260H246ZM14 262V261H13ZM161 262V261H160ZM186 262V261H185ZM220 262L218 263V264H220ZM222 262V263H223ZM229 261H227V263H228ZM234 262L233 263H231L230 262V264H234ZM2 263V262H1ZM30 263H31V261H30ZM67 263V262H66ZM116 263V262H115ZM145 263V262H144ZM143 263V264H144ZM151 262H149V264H150ZM202 263H203V261H202ZM201 263V264H202ZM221 263V264H222ZM235 263V264H236ZM70 264V263H69ZM96 264V263H95ZM109 264V263H108ZM146 264V263H145ZM148 264V263H147ZM171 264V263H170ZM173 264V263H172ZM186 264V263H185ZM189 264H191L190 262H189ZM200 264V263H199ZM209 264H211V263H209ZM213 264V263H212ZM217 264V263H216ZM238 264V263H237ZM257 264V263H256Z\"/></svg>",
    "mask_w": 264,
    "mask_h": 264
}]
</instances>
